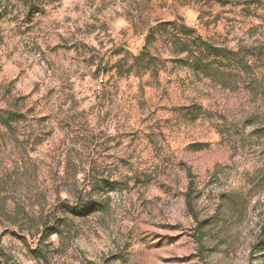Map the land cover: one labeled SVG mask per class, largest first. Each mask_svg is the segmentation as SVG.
<instances>
[{"label":"rangeland","instance_id":"1","mask_svg":"<svg viewBox=\"0 0 264 264\" xmlns=\"http://www.w3.org/2000/svg\"><path fill=\"white\" fill-rule=\"evenodd\" d=\"M0 264H264V0H0Z\"/></svg>","mask_w":264,"mask_h":264},{"label":"trees","instance_id":"2","mask_svg":"<svg viewBox=\"0 0 264 264\" xmlns=\"http://www.w3.org/2000/svg\"><path fill=\"white\" fill-rule=\"evenodd\" d=\"M186 30H188V29H186ZM168 38L170 40V43L169 44L172 47V49H173V47L176 48V49H178V53L179 54H184L185 52L188 51V47H187L186 44H184L182 46H179L178 45L179 47L177 46V44L173 40V38H174V35L173 34H168ZM190 182L191 183H190V186H189V192H188V194L186 196V204H187L188 209H190V211L193 212L194 209H193V200H192V193H191L192 192L193 179H191ZM86 211H88V208L87 207H81L80 206V207L73 208V212L76 213V214H78V215H80V214H82L83 212H86Z\"/></svg>","mask_w":264,"mask_h":264}]
</instances>
